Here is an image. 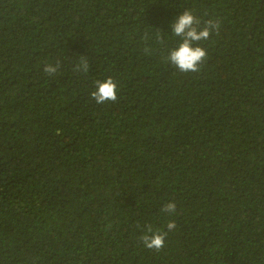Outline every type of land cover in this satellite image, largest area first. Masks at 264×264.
<instances>
[{
    "label": "trees",
    "instance_id": "1",
    "mask_svg": "<svg viewBox=\"0 0 264 264\" xmlns=\"http://www.w3.org/2000/svg\"><path fill=\"white\" fill-rule=\"evenodd\" d=\"M184 10L221 21L199 73ZM0 264H264V0H0Z\"/></svg>",
    "mask_w": 264,
    "mask_h": 264
},
{
    "label": "clouds",
    "instance_id": "2",
    "mask_svg": "<svg viewBox=\"0 0 264 264\" xmlns=\"http://www.w3.org/2000/svg\"><path fill=\"white\" fill-rule=\"evenodd\" d=\"M194 14L192 10H184L171 23V32L175 37H179L178 46L171 49L164 57L166 63H170L181 73H199L201 65L207 58V49L200 46L201 41H206L212 34L218 35L221 28V21L208 19L203 22ZM145 41L147 37L143 38ZM157 39L162 43L161 36L157 35ZM151 48L146 44L144 53L151 54ZM61 68V62L55 64L46 63L43 67L45 75L55 76ZM90 64L88 58L81 56L75 63L73 71L81 74L89 72ZM92 99L97 104L105 102H116L118 99V84L112 78L95 81V90L90 93ZM162 212L174 215L176 212V203L170 201L163 205ZM176 228L174 220H170L166 225V231L153 229L151 225L146 227L145 233L140 237L144 247L147 249L160 251L165 245L168 233Z\"/></svg>",
    "mask_w": 264,
    "mask_h": 264
}]
</instances>
